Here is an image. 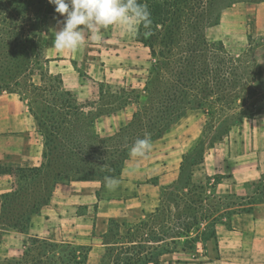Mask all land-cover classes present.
I'll list each match as a JSON object with an SVG mask.
<instances>
[{
	"label": "trees",
	"instance_id": "16d2710c",
	"mask_svg": "<svg viewBox=\"0 0 264 264\" xmlns=\"http://www.w3.org/2000/svg\"><path fill=\"white\" fill-rule=\"evenodd\" d=\"M138 2L147 6L152 20L149 29L141 27L134 37L149 48L150 68L146 79L139 85L120 87L115 93L99 91L97 99L78 101L71 92L62 88L60 76L48 71V59L42 54L47 41L41 35L42 24L56 12L55 5L50 4L49 0H0V93L18 95L20 100L27 101L32 113L37 94L60 90L70 99L68 107L71 108L73 103V108L81 113L90 107L85 116L93 114L81 126L83 130L78 134V143L72 141L71 132L65 130L62 133L61 126L53 122L48 135L42 136L44 132H39L44 146L43 161L39 166L5 169L16 177L18 185L24 182L28 184L0 195L1 226L26 232L31 215L46 203L50 189L60 179H102L119 174L125 163L124 158H128L129 150L137 139H143L146 135H150L151 140L159 138L187 109L203 110L202 139H208L211 145L215 140H223L233 127L240 126L244 119L254 117L264 108V94L258 89L255 72L248 75V81L245 80L232 66L234 59L230 53L222 46L216 47L204 35L205 22L213 9L214 0ZM145 31H150L152 35L145 38ZM247 82L249 86H245ZM143 94L146 95V105L133 108L130 120L106 138L111 143L106 146L108 150L105 154L98 148V165L89 168L87 162L90 158L86 156L89 152L88 140L99 138L97 133L89 131L95 119L115 112L122 105L139 104ZM105 95L113 96L116 101L103 102ZM28 96H31V100ZM250 97L259 103H246ZM68 110L64 115H69ZM46 111L52 117L49 119L46 114L43 115L45 121L56 119L53 113L58 111ZM64 121L61 119V123ZM81 139L85 141L81 143ZM185 159L186 155L182 168H185ZM262 180H253L250 185H260ZM218 181V176L214 177L211 187ZM191 186L201 191L205 188L203 184ZM36 187L39 189L34 191ZM22 201L26 205L21 206ZM34 237H29L27 243L28 251L32 247L36 249L32 255L6 264H89L88 246L59 245ZM110 251L102 257L100 264H161L159 255L141 256L137 253L136 257L129 255L123 258L112 255Z\"/></svg>",
	"mask_w": 264,
	"mask_h": 264
},
{
	"label": "crops",
	"instance_id": "0c3cea01",
	"mask_svg": "<svg viewBox=\"0 0 264 264\" xmlns=\"http://www.w3.org/2000/svg\"><path fill=\"white\" fill-rule=\"evenodd\" d=\"M242 9V5L227 7L220 17ZM263 11L264 2L254 7L255 22L260 23L261 28H264ZM63 24L64 17L57 12L43 22L42 33L47 41L42 54L48 59V71L60 76L62 88L71 92L76 100L97 99L99 91L118 92L120 84L135 86L143 83L145 72L150 68L147 46L134 37L123 38L119 30L113 31L110 26L102 31L100 42L89 38L76 54L60 53L54 48V39ZM133 105L135 103H128L113 113L97 117L91 127L96 133L106 130L98 129V123L104 119L109 120L107 127L124 125L132 116ZM193 124L185 125L184 130H181V124H175L174 131H171V125L159 138L151 140L152 149L144 158L129 155L119 174L110 175L120 181L114 191L105 187V177L58 180L50 189L46 203L31 215L28 230L36 237L63 239L74 246L91 249L93 231L99 238L113 222L133 221L156 211L165 202L168 191L176 186L179 191L187 188L182 187V183L191 185L194 182L193 169L186 178L182 168L187 151L200 143L203 136V128ZM231 132L233 129L226 138ZM237 133L239 158L232 165V175H223L215 184L216 191L238 190L248 182L264 179V108L254 117L244 119L237 127ZM228 146L229 151L225 153L214 148L216 151L209 152L207 158L219 156L224 162V155H232L231 144ZM43 149V138L32 126L27 101L20 100L14 93H0V195L28 184L22 181L24 183L18 185L16 177L5 169L39 166L43 161ZM218 170L220 167H213L214 172ZM206 174L199 183H209L213 175ZM224 220L215 226L217 250L208 264H247L248 253L260 249V262L256 264H264V202L256 204L251 211L232 212ZM256 245H259L257 249Z\"/></svg>",
	"mask_w": 264,
	"mask_h": 264
},
{
	"label": "rangeland",
	"instance_id": "374dc122",
	"mask_svg": "<svg viewBox=\"0 0 264 264\" xmlns=\"http://www.w3.org/2000/svg\"><path fill=\"white\" fill-rule=\"evenodd\" d=\"M261 2H264V0H214L213 9L205 22L203 31L204 35H206L205 37L213 42L216 47L222 46L225 51L230 53L231 58L234 59L231 61L232 66L238 70L245 80L248 81V75L251 72H255L258 89L264 94V28L260 27V23L259 25L256 24L254 16V7ZM237 5L244 6V9L228 13L222 18L220 17L223 9L236 7ZM111 27L113 31L119 30L123 34L118 25ZM206 29L208 35L206 34ZM41 35L43 36L42 29ZM123 35V38L127 40L132 38L125 34ZM36 82H38V77ZM47 83L51 82L48 81ZM249 85L248 82L245 83V86ZM123 86L126 85L120 84V87ZM126 91L129 90L127 89ZM106 95L102 99L103 102H106V100L116 101L113 96ZM28 98L31 100V96H28ZM34 99L35 103H33V106L35 108L30 113L34 130L43 131L42 136H46L52 129L53 122H57L61 126L60 131L62 133L65 130L66 132H71L72 141L75 144L78 143V134L83 130L84 123H87L93 115L85 116V112L90 110V107H87V110L84 109L83 111L85 112L83 113L76 111L73 108V103H71V108L68 107L70 99L62 94L60 90L37 94ZM140 99L139 104L131 107L135 108L138 106L143 108L147 102L146 95L143 94ZM254 99L250 97L246 103H250V105L255 102L259 103L258 100L255 101ZM46 109L58 111V113H53L56 119L45 121L43 115L46 114L49 119L52 117ZM40 110H43L42 113H40ZM67 110L69 115H64ZM223 110H227V108H223ZM204 118L203 110L192 108L187 109L181 117L170 124H181V130H184L183 127L190 123L197 125V128H203ZM61 119L65 121L61 123ZM108 124L109 120L107 119L98 123V129L106 128V130L98 131L97 135H99V138L95 137V139L88 140L89 152H87L86 156L90 158L87 163L91 169H93L94 165H98V148L102 154H105V151L108 150L106 146L111 143L106 138L117 130L115 126L107 127ZM174 125L171 127V131H174ZM232 129L233 132L228 138L224 137L221 141L215 140L211 145L208 139H201L200 143L186 153L185 168L183 170L184 177L187 178L189 169H193L196 176L192 183L202 185L199 183L202 180L200 179L202 175H207L206 173L213 175L210 176L209 183L203 184L205 186L203 191L198 187L182 183L183 185L181 186L187 188L179 189L178 191L179 187L176 186L171 192L168 191L165 202L156 211L140 216L133 221L113 222L108 231L99 238L98 234L93 231L94 239L91 240L92 245H90L91 249L88 254L89 264H100L102 257L109 252V249L112 255L123 258H128L129 255L136 257L137 253L141 256L159 255L161 264H189L192 262L208 264L216 255L217 250V241L213 234L215 226L225 222L224 219L234 211H251L256 204L264 202V179L260 185L252 186L248 182L238 190H232V188L228 190L227 188L226 190L216 191L215 185H213V188L211 187L216 175L221 180L223 175H232V165L236 162V158H239L237 127ZM89 131L92 134L96 133L93 128H90ZM80 141L83 143L85 140L81 139ZM98 143L100 147H98ZM229 143L231 144L230 152H232V155H224V162H221L219 156H209V159L207 158L209 152L216 151L214 148L221 149L220 151L225 153L229 149L227 148ZM200 148H202V151H200ZM128 159L129 156L128 158L125 157L124 162ZM213 167H220V170L214 172ZM36 189H39V187H36L34 191ZM40 190L43 192V187ZM29 193L30 191L27 190V194ZM25 196L27 199L29 198L28 195ZM20 205H26V202L22 201ZM29 237L35 238L34 234L29 230L20 232L0 225V264H6L14 259H24L28 254L32 255V251L36 249L32 247L28 251L27 243ZM39 238L58 243L59 245L68 243L63 239ZM257 246L259 247V245H256V249ZM260 250L248 253L246 263L256 264L260 262L262 254Z\"/></svg>",
	"mask_w": 264,
	"mask_h": 264
},
{
	"label": "clouds",
	"instance_id": "9594fccd",
	"mask_svg": "<svg viewBox=\"0 0 264 264\" xmlns=\"http://www.w3.org/2000/svg\"><path fill=\"white\" fill-rule=\"evenodd\" d=\"M55 11L64 17L63 27L55 33L54 48L57 52L76 54L89 40L100 42L102 31L118 25L123 34L135 37L140 28L149 29L152 20L147 6L138 0H49ZM145 38L152 35L143 33ZM152 149L150 135L137 139L130 149L132 157L144 158ZM120 181L111 176L104 178V185L114 191Z\"/></svg>",
	"mask_w": 264,
	"mask_h": 264
}]
</instances>
